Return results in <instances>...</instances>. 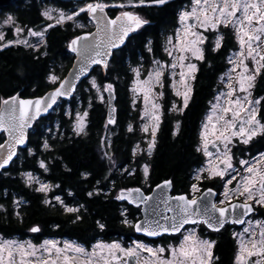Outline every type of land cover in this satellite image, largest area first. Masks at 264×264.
Masks as SVG:
<instances>
[{"label": "trees", "instance_id": "obj_1", "mask_svg": "<svg viewBox=\"0 0 264 264\" xmlns=\"http://www.w3.org/2000/svg\"><path fill=\"white\" fill-rule=\"evenodd\" d=\"M17 1L8 8L16 13L22 23L40 25L45 39L38 50L9 44L8 41L0 44V101L16 93L21 97L38 96L56 85L48 81V74L60 66L63 73L68 69L73 58L68 43L74 36L86 31L73 29L70 24L45 21L40 14L39 0ZM103 1L110 5L105 11L111 17L122 11H132L151 23L146 31L141 30L142 34H133L134 38L130 42L126 41V46L121 45V50L114 51L116 55L111 56L108 69L102 71L94 68L70 99L59 101L50 113L34 123L27 135L26 145L10 165L0 172V234L3 236H30L35 242L47 237L67 238L85 247L99 239L122 240L124 243L145 239L136 236L132 229V222L139 217V208L120 202L116 199V191L141 186L148 192L160 181L171 179L172 193H186L189 196L194 182L193 173L204 164L205 155L199 146L201 122L220 86L219 79L228 68V56L238 49L233 30L223 26L218 32L209 35L203 46L205 59L196 63L198 71L192 80L191 99L182 113H174L169 109L172 94L164 85L163 111L155 147L149 154V149L136 150L143 143L136 132V111L130 99L134 69H139L144 76L153 59H166L165 36L174 33L179 11L190 0H169L164 7L125 8L112 6L123 1ZM74 3L64 2L69 7ZM79 9L70 11L78 12ZM86 13L81 12L74 18L85 20ZM217 35L223 36L221 47L212 51ZM149 40L152 41V52L145 46ZM93 79L102 86L113 85L114 123L107 121L105 103L97 98L91 84ZM251 91L253 97L261 101L257 116L264 123V99H261L264 97V69L256 77ZM77 110L88 113L84 132L79 135L72 131V119ZM3 139L4 135L0 133V143ZM45 141L50 148H44ZM100 151L112 156V161L102 158ZM261 151H264V137L258 136L249 145L234 146L232 154L237 163L238 158H251ZM39 161L45 164V168L40 166ZM142 164L149 167L147 181ZM25 172L34 173L44 181L53 183L54 189L50 195L59 196L64 204H46L45 195L26 184L23 178ZM215 182L219 183L218 177L200 180L198 184L202 190L215 187ZM89 192H93V196L89 197ZM14 198H19L20 202L14 203ZM64 205L79 207L78 215L82 219L76 220L77 214L66 212ZM260 214L264 217V210ZM125 219L128 223L123 222ZM100 224L104 227L101 228ZM34 226L39 227L40 231L31 232ZM204 230L206 228L200 225V232ZM232 230L231 226H226L219 232L205 233L216 242L213 253L219 260L214 261V264L234 263L237 246ZM178 238L179 235L163 236L158 240L162 243L170 240L176 242Z\"/></svg>", "mask_w": 264, "mask_h": 264}, {"label": "snow or ice", "instance_id": "obj_2", "mask_svg": "<svg viewBox=\"0 0 264 264\" xmlns=\"http://www.w3.org/2000/svg\"><path fill=\"white\" fill-rule=\"evenodd\" d=\"M169 0H128L127 4L121 3L119 5H112L113 7H164L167 6ZM110 5L100 2L87 3L84 7H81L79 11H73L71 14L59 13V17L56 20L57 24L62 23L65 20H72L73 17L79 16L81 12H87L97 23V32L88 33L83 36H77L71 40L69 48L76 52L78 57L84 56V61L87 64L102 65L104 69H108L109 56L116 55L113 50H121V45L126 46V41L130 42L133 38V34H142L141 30L146 31L147 26L150 25V21L138 13L132 11H122L114 19H109L105 14V8ZM239 13V15H238ZM47 19H52L50 12L45 11L42 13ZM182 27L177 29L175 33V40L168 38L165 51L168 56L173 57L174 62L168 65L162 64L158 60H154L155 68L148 73V78L140 81L137 80L138 89L144 93L145 103L148 104L150 96H152L154 85L164 87L163 77L166 68L175 70L177 66L180 67L179 81L173 83V88H176V84L179 83L183 86V91L177 90L175 94L182 96L183 105L178 110L182 113L185 108L188 107L189 100L191 99L192 88L188 83L189 80L195 79V73L198 71L197 65L194 63L185 64L187 60V53L199 61L205 59V49L202 47L208 37L204 36L200 29L205 31L212 30L217 32L219 26L224 27L231 26L235 32L238 42L241 47V51L236 54V59L229 58V63L233 64L231 71H236L237 68L241 71L237 74L238 79L236 83L239 86V91L245 93L243 98H235L236 91L230 82L228 87L229 91L221 96H226V105L217 103L213 105L212 115L207 117V122L203 124V131L201 138L204 141V154L209 157L207 167H203L196 170L195 179L200 180H212L216 177L224 179L226 174H229V170L239 172L235 169L232 160L233 154L231 148L232 139L237 138L240 144L249 145L256 137H264V123L260 119H257L258 109L255 105L260 104V99L252 100L251 89L255 85L256 77L261 74V70L264 69V54L261 53V45L264 44V0H194V7L191 11H182L179 16ZM5 23H14L11 17H9ZM52 27V25H48ZM83 27V25H80ZM24 29L16 27L17 33L22 32ZM28 34L32 36L43 37L44 32H35L32 29H28ZM89 36L93 39L89 41ZM4 36L0 33V40H3ZM223 40L222 35H217L214 41L212 51L219 50L221 42ZM85 43L81 46L80 42ZM11 43H23L28 45L27 41H9ZM152 41L149 40L145 45L149 52L153 51ZM7 47V45H4ZM36 47L38 50V46ZM85 53H88L85 55ZM174 53L176 55H174ZM47 54L46 52L44 53ZM251 60L254 68L250 69L246 60ZM185 68L187 71H185ZM86 68L82 65L76 78H79L80 74H83ZM136 76L139 77V69H134ZM48 80L52 84H56L59 81V86L52 92L46 94V97H40L36 99H22L19 95H13L7 100L0 102V128L8 132L16 144L25 143V128L29 127L33 120L42 113L47 112L56 100L60 96H66L70 94V91L75 87L68 81V78L60 81V78L55 74H49ZM231 81V77H229ZM92 87L96 88L99 92V86L96 84L95 79L91 81ZM113 89L112 84L105 86V91L111 94ZM157 95L162 98L164 93L161 91ZM102 98V97H101ZM220 97H217L219 100ZM261 99H264L262 97ZM151 107L153 109L151 117L154 120V124L151 128L152 140L148 145L149 154L155 147L156 133L160 123L159 109L160 104L152 102ZM172 110H177L175 104L172 105ZM114 111V109H113ZM18 113V114H17ZM149 115L147 109L144 113ZM88 113L85 111L83 115L77 113L75 131L77 135L84 131V120ZM109 123H114L113 119H109ZM179 124H177V128ZM131 131V127L129 128ZM144 131H148V127H144ZM209 136L214 137L215 142L223 144V151H218L215 155V159H212L213 153L208 150L209 143H212L213 147H216V143L210 141ZM3 147V145H0ZM44 148H50V145L45 141ZM31 152V150H29ZM200 151V148H197ZM15 155L14 151H9L6 158L0 161V168H3ZM107 155V154H105ZM111 160V157H108ZM241 166L244 167V171L247 175L241 177V180L237 182L236 186L232 189L227 188L225 185V191L223 196L225 197V203L232 197H243L245 202L240 204H229L228 207L216 208L213 204L211 206V212L207 208L201 211L198 208V201L196 199H188L184 195L177 197H169L168 199H175L178 203L176 205V215L172 217H164V219L171 220V226L168 227L164 224H160L158 221H145L144 224L137 223L135 230L137 232L144 231L149 236H157L160 232H178L185 224H204L207 228L214 232H219L226 223L229 222V217H234L231 222L234 224L244 223L243 216H247L254 211V205L264 207V151L259 153L258 158L253 157L252 161L240 160ZM40 166L45 168V164L41 162ZM127 171V170H126ZM143 173L145 181L149 177V167L144 165ZM207 173V175H204ZM131 174V173H129ZM28 175L29 183L32 180L31 174ZM87 175V174H85ZM236 175H231V178L227 180V184H231L236 179ZM108 177H105L107 179ZM99 184L100 182L97 181ZM171 180H165L163 185H157L158 188L171 187ZM192 190L198 191L197 184H192ZM39 192L48 191L47 185H41L38 189ZM208 194H212V189L209 188ZM93 192H89L88 196H93ZM99 194V190L96 192ZM135 194V195H133ZM57 201L64 204L59 196L55 197ZM118 200L129 199L132 202L147 203L152 197L144 196L139 188L135 189H122L121 193L116 197ZM251 201L252 203H248ZM46 204H50V201L45 200ZM167 205V200L164 201ZM65 211L68 213H75L76 220L82 219L78 213L79 207H68L64 205ZM82 207V206H81ZM229 208L232 212H229ZM237 209H242L240 214H236ZM169 211H173L171 207H168ZM219 215H215V213ZM124 223H128L125 219ZM99 224V222H97ZM250 225L252 221L248 222ZM256 226L260 229L257 233L254 229L244 228L243 233H240V251L236 255L235 260L237 264H264V221H256ZM155 224V227H153ZM101 228L103 224L99 225ZM31 232H39V227H32ZM235 235V234H234ZM245 235L247 238H245ZM216 242L212 240H204L198 238L194 232L185 235L182 243L175 248H172L171 254L173 259L160 260L159 253L165 251L164 248L153 249L147 245L137 243L135 247H129L127 249L122 248L118 243H112L110 245L97 244L94 246L92 252H88L85 248L66 243L64 248L56 246L54 241H45L44 244L37 249L31 242L19 243L16 241L5 240L0 242V264H17L16 257H19L18 264H113V261L119 262V264H127V261H121L120 257L116 255L117 252H122L126 257H136L137 264L139 261V252H147L150 256L156 257V260H145L143 264H214V261H218L219 257H214L213 248ZM41 254L37 256V252ZM53 251L55 257H53ZM69 252H74L77 255H68ZM6 254V255H5ZM46 254V255H45ZM251 257H257L254 262Z\"/></svg>", "mask_w": 264, "mask_h": 264}, {"label": "rangeland", "instance_id": "obj_3", "mask_svg": "<svg viewBox=\"0 0 264 264\" xmlns=\"http://www.w3.org/2000/svg\"><path fill=\"white\" fill-rule=\"evenodd\" d=\"M119 1H123L124 3H128V0H119ZM95 2H100V3H105V1L103 0H100V1H82L80 3L76 2L74 3V5H72V7H68V9H61L59 7H56L55 5H52L50 3H40V13L42 15L43 12L45 11H48L50 12L51 16H52V19H47L44 15H42L43 19L46 20V21H54L56 22V20L58 19L59 17V13L60 12H64L65 14H71V11L70 9H76V8H81V7H84L87 3H95ZM194 7V0H190L189 3H187L186 5H184L180 11H179V15H178V25L177 27L175 28L174 30V33L173 34H167L165 36V40H164V51H165V47L168 46L167 45V41H168V38H173V40H175V33L177 31V29H180L182 27L181 25V22L179 20V16H180V13L182 11H191L192 8ZM239 15V13H238ZM11 17L12 20L14 21V23H5V21ZM61 25H65V24H70V26L73 28V29H76V30H88L92 27V23L87 19L85 20H82V19H79V18H74L72 20H65L63 21L62 23H60ZM80 25H83V27H80ZM0 27H3V29L1 30L3 33L4 32H8V30L6 29H9V32L11 33V39L13 41H27L28 42V45L30 46H25L23 43H19L20 45H23L25 47H32V46H38L40 47L42 45V42H43V37H40V36H32V35H29L28 34V29H32L33 31L35 32H40V31H43L42 28L40 27V25H36L34 27H29V25H22V24H19L17 19L15 17H13L12 15H5L3 18L0 19ZM16 27H20L22 29H24L22 32L20 33H17L15 31ZM223 27V25L219 26V29ZM232 30L233 28L231 26H229ZM218 29V30H219ZM199 31H201L203 33L204 36L208 37L209 38V35L210 34H214L216 32H213L212 30H208V31H205L203 29H200ZM218 32V31H217ZM234 32V30H233ZM235 34V32H234ZM236 37V35H235ZM208 40V39H207ZM206 40V41H207ZM236 40H237V47L238 49L233 51L229 56H228V68L227 70L225 71V73L220 77L219 79V88L218 90L216 91L215 95H214V98L213 100L210 102V105L203 117V120L201 122V128H200V132H199V146L201 148V150L203 151L204 153V150H203V146H204V141L202 140L201 138V133L203 131V124L207 122V117L212 115V108H213V105H216L217 103L221 104V105H226V101H227V97L226 96H221L222 93L226 94L228 91H229V83L231 82L232 85H233V88L236 89L235 93H234V96L231 97L232 99H235L237 97L239 98H243V96L245 95V93H242L239 91V86L238 84L236 83L237 79H238V73L241 71V69L237 68L236 71H231L233 69V64L232 63H229V58H232L233 60L236 59V54L239 53L241 51V47H240V44L238 42V39L236 37ZM205 41V43H206ZM215 41V40H214ZM17 44V43H16ZM204 46V45H203ZM202 46V47H203ZM33 49H37L36 47H32ZM261 53L264 54V44L261 45ZM165 55H166V59H162V60H158L160 61L162 64H165V65H168V64H171L174 62L173 60V57H170L168 56L167 52L165 51ZM174 55H176L174 53ZM187 56V60L185 61V64H188V63H194L196 64L198 60L194 59L190 53H187L186 54ZM154 60H157V59H153ZM153 61L151 62L150 66L147 68L146 70V73L145 75H141V71H140V75L139 77L136 76V73L134 75V81L133 83L131 84V87H130V99H131V105L133 106V108H135V111H136V125H137V134L138 136H140V139H141V142L143 144H139V146L136 148L137 151H141V150H144V149H148V145L149 143L151 142L152 140V136H151V128L153 126V124L155 123L154 120L152 119L151 117V113L153 111L152 107H151V104L152 102H155L157 104H160L161 105V108L159 109V114H160V119H161V114H162V106H163V97L162 98H159L157 95L155 94H158L159 92H163V88H161L159 85H154V88H153V95L150 96V99H149V102L148 104L145 103V100H144V93L142 91H139V90H135L134 89H138V85H137V80H140V81H143L145 79L148 78V73L150 71H152L154 68H155V65L153 63ZM247 64H248V67L250 69L254 68V65L252 63V61L249 59V60H246L245 61ZM181 71L180 67L177 66V68L175 70H172L170 68H166L165 69V72H164V77H163V83L164 85L166 84L168 89L170 90V93L172 94V98H169V109L174 112V113H177L179 112V108L182 107L183 105V98L182 96H177L175 94V92L177 90L179 91H183V86L180 85L179 83L176 84V88H173V83L174 82H178L179 81V72ZM185 71H187V69L185 68ZM50 74H55L57 75L59 78H61L62 74H63V71H62V67L60 66V68H53L52 71L50 72ZM229 77H231V81L229 80ZM166 79V81H165ZM49 81V80H48ZM166 82V83H165ZM188 83L190 84V86H192V80H189ZM98 86H99V92L97 91L96 88H94L96 94H97V98L101 101H103L105 103V97H104V89L105 87L96 83ZM252 90V89H251ZM102 97V98H101ZM217 97H220L219 100H217ZM250 99L252 100H256L258 98H254L253 95H252V91H251V97ZM175 104L177 106V110H172V105ZM255 107L258 109V105H255ZM147 109V111L149 112V115H145V110ZM77 113H80L81 115H83L84 111H81V110H77L75 111L74 113V116H73V119H72V131L74 134L77 135L76 131L74 130L75 129V125H76V116H77ZM257 119L258 116H257ZM147 126L148 127V131H144V127ZM84 128H85V120H84ZM84 132V131H83ZM80 133V134H83ZM210 141H215L214 140V137L212 136H209L208 138ZM240 144L238 139L237 138H233L232 139V144L229 145V147L231 148V151L232 149L234 148V146ZM209 145H212V143H209ZM208 145V146H209ZM222 147H223V144H222ZM135 151V149H134ZM218 151H223L222 150H216L213 153V157L212 159H215V155L217 154ZM101 157L102 158H106V160L108 161V157H111V160H109V162L112 161V156L110 155H105L106 153L105 152H101ZM260 153V152H259ZM259 153L256 154L255 156L253 157H257L259 156ZM205 155V154H204ZM253 157L251 158H238L236 161L237 163H235V158L233 156V160H232V163L235 167V169L239 172V175H236V172H233L232 170H229V174H226V176L224 177V179H221L220 177L219 178V181H220V191L222 192L221 194V197L218 198L216 200V204L217 205H225V204H228L232 201H235V200H240V201H245L243 197H232L230 198L229 201H226L225 203H221V201H224L225 200V197L223 196V192L225 191V185L227 186V188L229 189H232L236 186L237 182L241 180V177L244 176V175H247V173L244 171V167L245 166H241L239 161L240 160H249V161H252ZM209 157L205 156V161H204V164L202 166H200L199 168L197 169H200V168H203V167H207V164H208V161H209ZM39 164H41V161H39ZM145 164H142V169L144 167ZM196 169V170H197ZM196 170L194 171L193 173V179H194V182L193 184H197L198 186V191H193L192 190V187H190V191H189V196L190 198H193L195 196H197L199 194V192L201 191V186L198 184V180L195 179V176H196ZM27 174H31V177H32V180L31 182L29 183V180H28V175ZM204 175H207V173H204ZM231 175H236V179L232 181L231 184H227V180L231 178ZM23 178L26 182V184L32 186L33 188L35 189H38L42 184L43 185H47L48 186V191L46 192H41L45 195V200H48L50 201V204L52 203H60L59 201H57L55 199V195L51 196L50 193L52 192V190L54 189V185L44 181L39 175H36L34 173H31V172H25L23 173ZM192 186V185H191ZM118 192L116 191L115 195H117ZM13 202L14 203H18L20 202V199L19 198H14L13 199ZM251 202V201H250ZM64 207V206H63ZM69 207V206H68ZM65 209V207H64ZM249 221H252L251 225L248 223ZM256 221H264V218H250L248 219L245 224L242 226V227H238V228H233L232 230V234L233 236L235 237V240H236V246H237V250H236V254H235V257L236 255L239 253L240 251V247H239V244H240V233H243V230L244 228H250V229H254L257 233L260 231V229L256 226ZM133 224V222H132ZM194 232L195 235L200 238V239H204V240H211L209 239V237L205 234L207 232V230H204L202 232H200V225H194V226H188L186 227L180 234H179V238L177 239L176 242L170 240V241H167L165 243H162L160 241H147V240H143V239H133L131 241H127V242H123L122 240H110V241H105V240H95L93 243H91L90 246L88 247H85L83 246L82 244L74 241V240H71V239H67V238H63V239H58V238H51V237H47V238H43L41 239L40 242H35L30 236H27L25 238H21L19 236H15V235H12V236H3L0 234V242H3L5 240H8V241H16V242H19V243H26V242H31L33 245H35L37 247V249H39L45 241H54L56 243V246L59 247V248H64L65 244L68 243V244H75V245H79L83 248H85L88 252H92L93 251V248L95 245L97 244H104V245H110L112 243H118L121 245L122 248H129V247H135L137 243L139 244H143V245H147L148 247H151L153 248L154 250L155 249H159V248H164L165 251L163 253H159V259L160 260H171L173 259L172 257V254H171V250L172 248H175V247H178L182 241H183V238L185 235H188L189 233H192ZM235 234V235H234ZM245 238H247V236L245 235ZM213 241V240H212ZM41 253L38 251L37 252V256H39ZM6 255V254H5ZM46 255V254H45ZM53 257H55V252L53 251ZM68 255H71V256H75L77 255L76 253L74 252H69ZM117 256L120 257V260L121 261H126L127 257L124 255V253L122 252H117L116 253ZM235 257H234V263L233 264H237L236 260H235ZM135 258V264H137V258ZM17 259V264H18V261H19V257L17 256L16 257ZM252 261L254 262L256 259H258L257 257H251ZM145 260H149V261H153V260H156V257H153V256H150L147 252H143V251H140L139 252V261H140V264H143V262ZM101 264H102V261H101ZM113 264H119V262L117 261H113Z\"/></svg>", "mask_w": 264, "mask_h": 264}, {"label": "water", "instance_id": "obj_4", "mask_svg": "<svg viewBox=\"0 0 264 264\" xmlns=\"http://www.w3.org/2000/svg\"><path fill=\"white\" fill-rule=\"evenodd\" d=\"M11 1H17V0H0V7L1 6H6L9 2ZM60 2H70V1H75V2H79V1H83V0H57ZM92 1H100V0H92ZM106 16L109 19H114L115 16L119 15H115L113 17L109 16L106 11H105ZM87 18L90 20V22L92 23V29L88 30V31H84L81 32L79 34H77L76 36H74L71 40H73L75 37L77 36H83L85 34L88 33H96L97 32V23L96 21L87 13ZM93 39L92 36H89V41H91ZM70 40V42H71ZM69 42V44H70ZM85 42L81 41L80 45L82 46ZM69 44H68V50L70 51V53L73 55V59L72 62L70 64V66L68 67V69L66 70V72L64 73V75L61 77L60 81L65 80V78H68V81L73 84L75 87L70 91L69 95L66 96H60L57 98L56 103L52 105L51 108L48 109L47 112H42L37 118L36 120H33L30 124L29 127L25 128V143L24 144H16L15 141L12 139V137L9 135L8 132L4 131L2 128H0V133H3L4 135V139L3 141L0 143V145H3V147H0V161H2L4 158H6L7 154L9 153V151H14L15 155L12 157V159L8 162L7 165H5L3 168H0V172L4 169H6L10 163L12 162V160L17 156L18 150L22 147H24L26 145V140H27V135L29 133V131L31 130V128L33 127L34 123L43 115H46L48 113L51 112V110L53 109V107L60 101V100H67L70 99L77 87L80 85V83L85 80L86 78H88L90 76V74L92 73L94 68H100L102 71H104L105 69L103 68L102 65H96V64H87L84 61V56H79L77 55L76 52H73L70 48H69ZM115 51V50H113ZM88 53H85V55H87ZM111 56L108 57V61H110ZM84 66L86 68V71L83 74L79 75V78H76L77 73L79 72V69L81 66ZM59 86V81L56 83V85H54L53 87L49 88L48 90H46L44 93H42L41 95L38 96H33V97H21L22 99H36V98H40V97H46V94L52 92L56 87ZM14 95H18V93L14 94ZM13 96V95H12ZM11 97V96H10ZM10 97H7L3 100H7ZM104 97H105V109H106V116H107V121L109 122V119H114L115 117V96L113 93V90L111 91V94L108 91H105L104 89ZM3 100H1L0 102H2ZM114 109V111H113ZM18 114V113H17ZM220 149V143L216 145V147H213L212 145L208 146V150L210 152H214L217 149ZM221 150V149H220ZM165 180H171V179H165ZM165 180L160 181L159 183L153 185L151 187V189L148 192H145L141 186H133L130 187L128 189H135V188H139L141 190V193L144 196H149L152 197L151 200H149L147 203H137V202H132L129 199H125V200H119L120 202H124L129 206H133V207H138L139 208V218L136 219L134 221V223L132 224V229L133 232L136 236L145 238L147 240H158L159 238L163 237V236H174V235H178L180 234L183 229H185L187 226H193V225H197V224H185L178 232H160L159 235L157 236H149L147 235L144 231H140L137 232L135 230V225L137 223L140 224H144L145 221H158L160 224H164L168 227L171 226L172 221L171 220H165L164 217H172L174 215H176V211H178L176 209V205H177V201L175 199H171L169 200V197H177L180 195H184L186 196L188 199H196L198 201V208L203 211L205 208H207L209 210V212H211V206L214 204L216 206V208H220V207H228L229 204H240V203H244L241 201H232L228 204H225L223 206H218L215 203L216 197H217V192L212 188V187H206L205 189H203L198 196H196L195 198H189L187 196L186 193H172V188L173 186L171 185V187H161L158 188L157 185H163V182ZM211 188L212 189V194H208V189ZM121 193V191H119L118 195ZM117 195V196H118ZM135 195V194H133ZM167 200V205L164 203V201ZM249 203V202H248ZM168 207H171L173 209V211H169L167 210ZM229 212H232V209L229 208ZM242 212V209H237L236 210V214H240ZM256 213L255 208L254 211L249 213L247 216H243L242 219L244 220V222L246 221V219L251 216L252 214ZM215 215H219V213H215ZM234 217H229V222L226 224H231V225H235V226H242L244 223L241 224H234L231 222V219ZM225 224V225H226ZM207 230L212 231L211 229L207 228L206 225L202 224ZM37 227V226H35ZM153 227H155V224H153ZM221 230V229H220ZM214 232V231H212ZM127 264H135V258L134 257H127L126 259Z\"/></svg>", "mask_w": 264, "mask_h": 264}, {"label": "flooded vegetation", "instance_id": "obj_5", "mask_svg": "<svg viewBox=\"0 0 264 264\" xmlns=\"http://www.w3.org/2000/svg\"><path fill=\"white\" fill-rule=\"evenodd\" d=\"M24 1V0H23ZM18 1H11V2H9L6 6H1L0 7V19L1 18H3L5 15H7V14H9V15H12L13 17H15L16 19H17V21H18V23L19 24H22L23 26L24 25H27L26 23H22L19 19H18V16L16 15V13L14 12V11H12V10H10V8H8L10 5H15V3H17ZM39 2L40 3H50V4H52V5H55L56 7H59V8H61V9H68V7L69 6H66L65 4H64V2H60V1H57V0H39ZM41 14V13H40ZM46 21V20H45ZM28 26V25H27ZM34 26H36V25H29V27H34ZM41 27V26H40ZM42 28V27H41ZM3 29V27H0V33H2L3 34V36H4V39L3 40H0V44L1 43H4V42H6V41H8V43H9V41H13L12 39H11V33L9 32V29H6V30H8V32H2L1 30ZM42 30H43V28H42ZM43 32H44V30H43ZM44 39H45V36L43 35V42H44ZM43 42H42V45H43ZM12 44H14V45H19V44H16V43H12ZM73 59V58H72ZM66 72V71H65ZM64 72V73H65ZM63 73V74H64ZM50 74V73H49ZM48 74V75H49ZM63 74H62V76H63ZM61 76V77H62ZM3 134V133H2ZM215 142V141H214ZM216 143V145L217 144H219V142H215ZM220 149L222 150L223 149V147H222V143H220ZM219 148H218V150H220ZM20 153V150H19V152H18V154ZM50 183V182H49ZM50 184H52V185H54L53 183H50ZM214 184V186L215 187H212L216 192H217V199L218 198H220L221 197V194H222V192L220 191V181H219V183H217V182H215V183H213ZM252 203V202H251ZM254 208H255V211H256V213H254V214H252L250 217H249V219L250 218H264L260 213L262 212V210H264L263 208L264 207H259L258 205H254ZM226 226H231V228H233V225H231V224H226L224 227H226ZM223 227V228H224ZM215 233V232H214ZM251 259V258H250ZM252 260V259H251Z\"/></svg>", "mask_w": 264, "mask_h": 264}]
</instances>
